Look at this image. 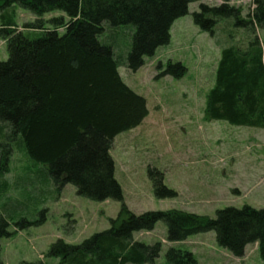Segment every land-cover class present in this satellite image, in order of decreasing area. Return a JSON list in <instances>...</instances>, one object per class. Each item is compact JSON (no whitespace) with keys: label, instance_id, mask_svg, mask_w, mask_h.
<instances>
[{"label":"trees","instance_id":"16d2710c","mask_svg":"<svg viewBox=\"0 0 264 264\" xmlns=\"http://www.w3.org/2000/svg\"><path fill=\"white\" fill-rule=\"evenodd\" d=\"M194 1L0 0V40L8 50L7 60L0 61V179L9 171V155L17 144L33 162L46 166L58 192L71 184L78 196L122 203L108 229L79 244L60 239L53 243L47 257L58 259L57 264H154L162 244L135 241L133 234L150 232L157 222L166 225L168 243L213 231L217 245L234 257H242L248 245L256 244L264 264V208L226 207L217 210L214 218L174 209L136 215L123 203L114 177L110 154L114 138L138 127L148 116L145 98L122 81L118 69L125 66L136 72L144 57L167 45L172 24L188 14ZM252 5L247 20L230 0L214 6L199 3L192 21L211 36L223 18L251 29L252 37L244 47L233 44L221 50L204 113L209 121L264 129L263 52L253 33L264 29V0H252ZM16 7L36 16L60 11L67 20L52 18L53 27L43 28L38 18L18 30ZM104 25L132 26L131 47L122 65L112 46L100 39ZM25 30L41 34L31 39ZM158 68L156 79H180L186 72L180 62L170 60ZM147 174L156 198L176 196L163 184L159 170L148 167ZM1 186L0 193L5 189ZM44 222V215L21 218L14 222V232ZM8 227L7 217L0 215V238L13 234ZM165 258L166 264H196L191 252L174 247L168 248Z\"/></svg>","mask_w":264,"mask_h":264},{"label":"rangeland","instance_id":"374dc122","mask_svg":"<svg viewBox=\"0 0 264 264\" xmlns=\"http://www.w3.org/2000/svg\"><path fill=\"white\" fill-rule=\"evenodd\" d=\"M199 3L214 6L222 0L190 3L188 14L172 24L167 45L157 48L152 57H144V65L136 72L125 66L118 69L122 81L145 98L148 110L137 128L115 137L110 151L123 203L136 215L174 209L214 218L217 210L226 207L264 208V129L209 121L204 113L221 50L233 44L244 47L252 32L249 27L236 26L233 18L219 20L212 36L201 31L192 21ZM230 5L240 9L242 19H249L252 0H230ZM59 17L67 20L60 11L36 16L15 8L18 30L38 18L43 28H52L50 19ZM131 27L104 25L100 35L105 44L112 46L121 65L131 47ZM253 33L261 43L264 62V29L256 28ZM24 34L33 39L41 32L25 30ZM7 58V45L0 40V61ZM168 60L186 68L182 78L156 79L161 71L158 65L165 66ZM148 167L163 174V184L176 193L175 197L154 196ZM1 184L5 189L0 193V215L7 217L8 231L13 234L0 238V264H57L58 259L47 257L53 243L60 239L79 244L108 229L109 220L116 218L122 204L78 196L71 184L58 192L46 166L33 162L17 144L12 146L9 171L0 179ZM42 215V225L14 232V222ZM133 238L148 245L162 244L154 264H166L165 254L170 247L191 252L196 264H262L256 244L248 245L242 257H234L217 245L213 231L168 243L166 225L157 222L152 231L135 232Z\"/></svg>","mask_w":264,"mask_h":264},{"label":"crops","instance_id":"0c3cea01","mask_svg":"<svg viewBox=\"0 0 264 264\" xmlns=\"http://www.w3.org/2000/svg\"><path fill=\"white\" fill-rule=\"evenodd\" d=\"M171 37V36H170ZM143 122V121H142ZM137 128V127H136ZM115 139V138H114ZM252 140H255L254 138H252ZM256 142H258L259 143V140H255ZM253 168V165H251V167H250V170Z\"/></svg>","mask_w":264,"mask_h":264}]
</instances>
